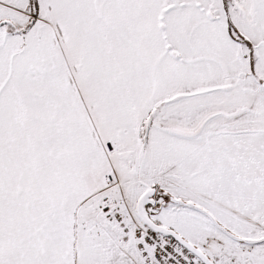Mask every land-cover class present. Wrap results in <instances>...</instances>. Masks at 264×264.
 I'll list each match as a JSON object with an SVG mask.
<instances>
[{
    "label": "snow or ice",
    "instance_id": "1",
    "mask_svg": "<svg viewBox=\"0 0 264 264\" xmlns=\"http://www.w3.org/2000/svg\"><path fill=\"white\" fill-rule=\"evenodd\" d=\"M0 264H264V0H0Z\"/></svg>",
    "mask_w": 264,
    "mask_h": 264
}]
</instances>
